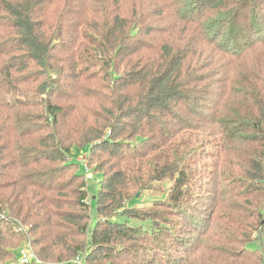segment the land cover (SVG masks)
<instances>
[{"label": "trees", "instance_id": "obj_1", "mask_svg": "<svg viewBox=\"0 0 264 264\" xmlns=\"http://www.w3.org/2000/svg\"><path fill=\"white\" fill-rule=\"evenodd\" d=\"M130 4L0 0V114L17 118L13 133L0 128L13 161L0 168L17 178L0 185V198L1 191L11 189L7 198L19 213L26 209L30 219L44 213L43 234L44 226L54 225L53 217L73 226L77 241L70 243L64 234L50 241L62 252L54 264H178L177 251L198 264H208L215 254L231 264H264L259 243L260 248L252 241L228 257L205 246L214 223L184 220L190 193L183 146L179 150L185 133L202 134L195 142H209L216 153L205 191L209 216L232 208L240 217L251 215L252 222L242 225H253L252 231L264 236V51H256L264 48V0ZM256 55L261 61L240 63ZM10 95L31 99L10 103ZM22 111L29 116L18 118ZM134 141L145 149L123 154ZM73 148H88L86 164L90 172L103 173L104 181L91 196L88 186H79L71 203L75 213H53L49 207L69 201L50 202L37 192L62 190L57 177L44 183L45 176L76 168L73 173L85 177L84 167L82 172L69 158ZM6 151L1 148L0 154ZM47 164L57 169H44ZM235 168L236 181L229 175ZM155 182L163 185L156 201L162 205L135 215L131 190ZM231 200L233 205H226ZM92 204L96 220L90 227ZM117 216L140 224H118ZM226 217L228 224H237ZM170 224L203 225V231L195 236L193 228L183 229L162 241ZM208 252L215 254L206 258Z\"/></svg>", "mask_w": 264, "mask_h": 264}, {"label": "rangeland", "instance_id": "obj_2", "mask_svg": "<svg viewBox=\"0 0 264 264\" xmlns=\"http://www.w3.org/2000/svg\"><path fill=\"white\" fill-rule=\"evenodd\" d=\"M123 3L126 7L130 6V0H123ZM58 13H56L57 17ZM264 51V48L256 49ZM262 58H260L258 55L255 57H250L248 60L240 63H252V60H259L261 61ZM30 95H27V97H22L18 95H10L9 97L6 96L7 102H13V101H29L31 98H29ZM29 116V113L26 111H22L19 113L18 118H26ZM17 118L15 117L14 113H1L0 114V128L7 129L8 131L12 132V129L10 128L14 123H16ZM34 123V122H33ZM18 125L27 130L25 127H23L19 120ZM6 131V130H5ZM28 131V130H27ZM13 133V132H12ZM8 135V134H7ZM202 135V134H201ZM200 133H192L188 132L184 134V137H180V146L179 150L182 149V157L185 156V166L188 165V184H187V192L190 193V195L187 196L185 200V206L187 210V217L184 219L186 222L194 223V221H201L204 220L205 222H212L214 225H211V231L210 233L204 237L206 239L205 246L209 249H213L215 252L223 254L225 256L231 257V255H235L240 249L252 241L251 245H255L256 243H259L261 247L264 246V236H261L260 234L256 233V231H252L253 225H242L243 221H247L248 223L252 222L251 215L243 216L242 214L238 212L232 211V208H219L215 211L213 216H209L210 209L207 205L209 203H206V195L205 191L206 188L209 187V180H208V172H212L215 170V150L211 148L209 145V142H204L202 145L197 144L195 142L196 137L201 136ZM11 137V136H10ZM130 141H133V139H128ZM184 141V142H181ZM130 147H124L123 148V154L124 153H132L131 151H139L141 152L143 149L142 146H138V144L134 141L131 143ZM7 149L6 152H4V155L0 154V159H2V162H0L1 166H9L11 164L12 159L10 156H8L7 152L9 151V144L7 140H1L0 139V149ZM191 152L190 159L188 156H186L187 153ZM88 153V148H73L71 150L70 159L71 161L78 165L80 169L85 165L87 169L89 170V175H91V178L88 179L86 176L83 178H79L76 174L73 172L76 170V168H71L65 172L63 175H50L45 176L43 178V182L47 183L49 180H55L59 187H61L62 190H59L60 192L57 194L55 192H46V193H39L43 196H45L50 202L56 201V200H63L69 201V205H60L59 208L49 207V210L54 212H65V213H75L77 210L72 207L71 203H73L74 199H76V191H78L80 188V185H84V187H89V192L87 193L88 196L93 195L98 186L102 185V182L104 181V178L101 177L103 173H96V172H90L89 167L86 164V155ZM128 153V154H129ZM7 155V158H5ZM10 163V164H9ZM127 167H133V166H127ZM35 169H38L40 171H45L43 168H39L38 166H35ZM44 169H47L48 171H53L54 169H57V166H54V164H47L45 165ZM6 171V172H5ZM83 172V170L81 169ZM0 172H5L6 174L2 177L0 176V185L4 184H11L17 181L16 175L13 174L12 170L9 171V168L7 169H1ZM238 173L235 170H230L229 175L230 178H233L235 181L240 179V177L237 175ZM1 175V173H0ZM56 186V189H59V187ZM84 188H82L83 190ZM163 190V185L159 183H153L151 187L147 189H143L138 191L137 189H133V195H139L138 198H135L133 203L131 204V207H135L136 210H134L135 215L143 217L147 213L151 212L155 205H162L161 203H157L156 201L160 199L161 193ZM11 189H6L1 191L2 195L0 198V208L4 210L3 213H0V264H39L42 263H49L54 264L57 256L60 255L61 248L60 247H52V244L50 241L58 239V237L61 234H64L70 243H73L76 240L74 239L75 231L72 225H66L63 223L58 217L52 218V223L54 225H46L44 226V234L40 230V226L43 224L42 220H45L46 215L44 213H40L38 218L30 219V214L27 213L26 209L19 211L16 209V207L12 206L11 201L7 198L9 195ZM235 200H231L230 202H227L226 205H233ZM167 202H164L163 205H166ZM207 204V205H206ZM171 205V204H170ZM224 207V206H223ZM161 212H172V209L164 210L162 208H159ZM173 210H176V205L174 206ZM231 215L234 217L232 220H236V225H230L227 223V219L231 220L226 217ZM223 218L225 219V222H223ZM59 219V220H57ZM95 208L94 204H92L91 213H90V227H93L95 224ZM204 221H201L203 223ZM115 222L121 225H126L128 227H134L138 226L140 222L136 219H130L125 218L121 216L115 217ZM40 224V225H38ZM146 225H144L145 227ZM167 230L169 233L162 234L160 239L162 241L166 240H173L176 238V236H179V234L182 233L183 229L186 231H191V228L194 229L191 231L195 236H199L201 232L203 231V225H166ZM190 232V233H191ZM218 236V242L217 237L214 236V240H212V235ZM186 237V236H184ZM236 239L238 241V244L236 246H229V240ZM196 240V238H195ZM223 241V242H222ZM187 243V241H185ZM250 245V246H251ZM257 245V244H256ZM259 246L257 245V248ZM260 248V247H259ZM218 249V250H217ZM203 253L205 252L204 249ZM23 253H27L29 261H23ZM42 255H41V254ZM62 253V252H61ZM211 254L215 253H206L205 257H212ZM214 258H216L214 260ZM175 262L179 263H188V264H198L196 262H193L192 259L189 257V254H184L182 251H177L175 253ZM208 264H231V260H226L225 258L218 257L217 254H215L214 257H212L208 262Z\"/></svg>", "mask_w": 264, "mask_h": 264}, {"label": "built area", "instance_id": "obj_3", "mask_svg": "<svg viewBox=\"0 0 264 264\" xmlns=\"http://www.w3.org/2000/svg\"><path fill=\"white\" fill-rule=\"evenodd\" d=\"M84 167V169H85V176L88 178V179H90L91 178V175H89V171H88V169H87V167L84 165L83 166ZM23 261H29V259H28V257H26V256H28V254L27 253H23Z\"/></svg>", "mask_w": 264, "mask_h": 264}, {"label": "water", "instance_id": "obj_4", "mask_svg": "<svg viewBox=\"0 0 264 264\" xmlns=\"http://www.w3.org/2000/svg\"><path fill=\"white\" fill-rule=\"evenodd\" d=\"M139 195H136V198H138Z\"/></svg>", "mask_w": 264, "mask_h": 264}]
</instances>
